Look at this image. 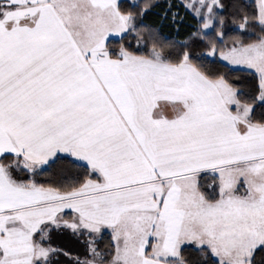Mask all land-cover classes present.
Returning a JSON list of instances; mask_svg holds the SVG:
<instances>
[{
	"label": "snow or ice",
	"instance_id": "1",
	"mask_svg": "<svg viewBox=\"0 0 264 264\" xmlns=\"http://www.w3.org/2000/svg\"><path fill=\"white\" fill-rule=\"evenodd\" d=\"M157 7L0 0V264H264V0Z\"/></svg>",
	"mask_w": 264,
	"mask_h": 264
},
{
	"label": "trees",
	"instance_id": "2",
	"mask_svg": "<svg viewBox=\"0 0 264 264\" xmlns=\"http://www.w3.org/2000/svg\"><path fill=\"white\" fill-rule=\"evenodd\" d=\"M158 3V7L153 9L152 12H150L147 16V20L150 23H154L156 25L159 26V28L161 29L162 33L167 35L168 37H174L177 35V29L176 26L173 25L171 23L170 20H166L163 19V10L164 7L167 5L168 0H157ZM172 3L176 4L177 6H179L180 0H172ZM181 14H185L184 13V9H180ZM191 17L190 16H186V19L184 21V23H182L180 25V38L183 39L184 35L187 33L188 29V25L191 24ZM242 70L241 68H238V71ZM238 73H233V75H236ZM244 74H247L246 72H244ZM209 185L212 182V177L211 175H207L203 178ZM70 237V236H69ZM66 235L64 236H60V238L56 241L57 244L61 245V246H65L67 244V242L71 243V240L67 241ZM110 239V231H106L102 237L101 240V247H103L104 244H106L108 242V240Z\"/></svg>",
	"mask_w": 264,
	"mask_h": 264
},
{
	"label": "rangeland",
	"instance_id": "3",
	"mask_svg": "<svg viewBox=\"0 0 264 264\" xmlns=\"http://www.w3.org/2000/svg\"><path fill=\"white\" fill-rule=\"evenodd\" d=\"M64 235H66V237H68L67 238V241H69V240H71V243L69 242H67V246H70V247H73V248H76V249H79V244L75 241V239L74 238H72V237H69V235H67V234H58V235H56L55 237H54V239H55V242L60 238V236H64ZM61 246V245H60Z\"/></svg>",
	"mask_w": 264,
	"mask_h": 264
},
{
	"label": "crops",
	"instance_id": "4",
	"mask_svg": "<svg viewBox=\"0 0 264 264\" xmlns=\"http://www.w3.org/2000/svg\"><path fill=\"white\" fill-rule=\"evenodd\" d=\"M233 67H237V68H241V69H243V66H233Z\"/></svg>",
	"mask_w": 264,
	"mask_h": 264
}]
</instances>
